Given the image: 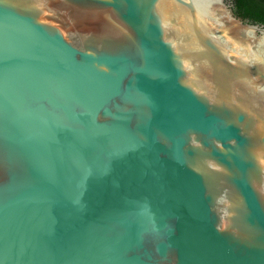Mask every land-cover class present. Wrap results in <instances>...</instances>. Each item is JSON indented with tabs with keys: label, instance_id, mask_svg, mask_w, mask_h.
I'll return each mask as SVG.
<instances>
[{
	"label": "water",
	"instance_id": "water-1",
	"mask_svg": "<svg viewBox=\"0 0 264 264\" xmlns=\"http://www.w3.org/2000/svg\"><path fill=\"white\" fill-rule=\"evenodd\" d=\"M0 264H264V25L0 0Z\"/></svg>",
	"mask_w": 264,
	"mask_h": 264
},
{
	"label": "trees",
	"instance_id": "trees-1",
	"mask_svg": "<svg viewBox=\"0 0 264 264\" xmlns=\"http://www.w3.org/2000/svg\"><path fill=\"white\" fill-rule=\"evenodd\" d=\"M232 2L237 16L264 25V0H232Z\"/></svg>",
	"mask_w": 264,
	"mask_h": 264
}]
</instances>
